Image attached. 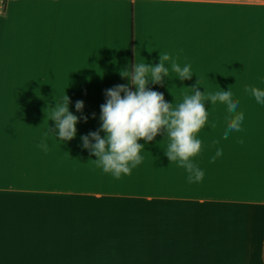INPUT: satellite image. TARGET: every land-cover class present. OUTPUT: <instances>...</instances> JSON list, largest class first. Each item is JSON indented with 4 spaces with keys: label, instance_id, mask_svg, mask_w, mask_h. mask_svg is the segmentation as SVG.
Here are the masks:
<instances>
[{
    "label": "crops",
    "instance_id": "1",
    "mask_svg": "<svg viewBox=\"0 0 264 264\" xmlns=\"http://www.w3.org/2000/svg\"><path fill=\"white\" fill-rule=\"evenodd\" d=\"M160 53L193 76L170 72L151 90L170 105L206 92L192 157L199 182L165 155L164 129L139 141L142 162L120 179L82 147L80 137L100 131L106 90ZM219 87L244 113L228 136L233 113L207 101ZM252 87L264 88V0H0V264H126L132 249L103 237L111 210L156 216L154 235L139 237L142 249L159 251L155 264H264V106ZM66 94L80 120L77 137L62 143L49 129L57 131L52 108Z\"/></svg>",
    "mask_w": 264,
    "mask_h": 264
},
{
    "label": "clouds",
    "instance_id": "2",
    "mask_svg": "<svg viewBox=\"0 0 264 264\" xmlns=\"http://www.w3.org/2000/svg\"><path fill=\"white\" fill-rule=\"evenodd\" d=\"M160 55L158 64L149 65L136 61L133 71L121 72L123 77L128 78V84L107 89L106 101L101 105L100 131L104 136L101 137L100 131L90 132L87 136L80 137L82 147L97 157L95 162L104 173L120 179L141 164V149H145V146L139 141H152L164 129L168 141L167 148L163 149L165 155L171 162L177 161L185 168L189 182H199L204 172L193 162L192 157L200 152L202 146L196 133L206 125L208 118V109L204 104L206 92L201 94L192 89L191 94L185 96L182 102L170 105L162 93L151 90L148 87L150 83L160 84L165 77L172 79L170 72H175V79L181 81L193 76L189 65L166 64L168 56ZM131 85L135 86V91L131 89ZM219 89L207 101L210 104L219 101L233 113L222 132L223 136H228L230 131L241 130L244 113L236 111L239 102L230 91ZM250 91L257 104L264 106V88L252 87ZM69 104L70 98L66 94L52 108L50 119L55 122L57 131L53 134L49 129V132L62 143L77 137L80 118L70 111ZM75 108L77 112H82L83 101H76ZM84 119L86 121L87 117ZM38 147L47 150L46 140L41 141ZM221 152L222 148L217 147L212 159Z\"/></svg>",
    "mask_w": 264,
    "mask_h": 264
},
{
    "label": "rangeland",
    "instance_id": "3",
    "mask_svg": "<svg viewBox=\"0 0 264 264\" xmlns=\"http://www.w3.org/2000/svg\"><path fill=\"white\" fill-rule=\"evenodd\" d=\"M104 215L107 217V220L111 221V223L107 227L109 229L108 232L103 237L107 240H115L119 238L121 241H125L124 248L129 247L132 249L129 251H123L125 252L124 257L126 258V264H155L156 257L154 258L153 254L159 253V251L151 250L149 248L142 249L143 242L142 239L139 238L146 233H148L150 237L154 235V225L156 221L155 215H147L148 219H146L141 213H139V211L131 210H111L107 211ZM105 217L103 218L105 219ZM147 220L148 223L146 222ZM49 232L51 237L61 236V234L58 233V230L55 231L50 228ZM46 236V234L38 236L39 240H36L34 244L36 249H31V254H40L41 250L38 248H40L41 243L45 241ZM159 260L160 264H169L164 259H158V261Z\"/></svg>",
    "mask_w": 264,
    "mask_h": 264
}]
</instances>
